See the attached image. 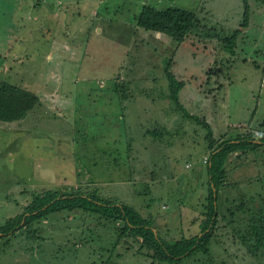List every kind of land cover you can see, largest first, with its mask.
<instances>
[{"label":"rangeland","instance_id":"obj_1","mask_svg":"<svg viewBox=\"0 0 264 264\" xmlns=\"http://www.w3.org/2000/svg\"><path fill=\"white\" fill-rule=\"evenodd\" d=\"M59 1H0V83L40 99L24 120L0 122V226L59 191L127 205L165 240L200 234L207 131L169 100L166 64L216 144L264 135V6L248 1L230 53L242 0ZM145 3L193 11L200 26L177 45L135 25ZM241 156L225 162L207 251L179 264H264V149ZM123 234L121 222L61 212L0 239V264H161Z\"/></svg>","mask_w":264,"mask_h":264},{"label":"trees","instance_id":"obj_2","mask_svg":"<svg viewBox=\"0 0 264 264\" xmlns=\"http://www.w3.org/2000/svg\"><path fill=\"white\" fill-rule=\"evenodd\" d=\"M248 1L242 0V22L224 41V49L230 53L233 52L239 36L248 27L250 19ZM254 1L264 5V0ZM135 25L146 32L168 37L177 45H181L187 41L194 30L199 28L200 20L193 11L180 7H166L161 10L146 4L140 8ZM165 76L168 81L169 100L184 113L185 117L195 120L207 131L205 140L209 151L207 164L208 210L206 218L202 222L203 228L200 234L176 241L165 240L154 231L150 222L127 205L80 193L65 194L59 191H46L33 196L20 214L0 226V239L9 237L51 215L61 212L84 211L113 222H121L123 236L140 239L142 246L152 252L153 260L158 263L179 264L199 252H206L211 243L216 223H218V193L228 186L225 162L233 153L239 152L241 157L249 152L257 154L258 150L264 149V135L256 138L253 134H247L216 144L209 125L198 117L187 114L179 102V93L183 83L174 78L171 72V61L166 64ZM39 101L37 94L5 81L1 82L0 122L12 123L24 120L28 113L39 104ZM259 181L262 182L260 179ZM260 245L264 246V243Z\"/></svg>","mask_w":264,"mask_h":264},{"label":"crops","instance_id":"obj_3","mask_svg":"<svg viewBox=\"0 0 264 264\" xmlns=\"http://www.w3.org/2000/svg\"><path fill=\"white\" fill-rule=\"evenodd\" d=\"M0 1H2V0H0ZM4 1H7V0H4ZM11 1L18 2V1H20V0H9V2H11ZM44 1H45V0H38V2H44ZM57 1H58L57 3L59 4L60 1H59V0H57ZM250 1L253 2L254 0H250ZM253 3H257V2L254 1ZM257 4H260V3H257ZM143 5H146V3L143 4ZM261 5H263V4H261ZM263 6H264V5H263ZM249 9H250V7H249ZM244 32H245V31H244ZM244 32H243V33H244ZM231 155H235V157L240 156V154H239V155H236V153H233V154H231ZM227 159H228V158H227ZM225 167H226V165H225Z\"/></svg>","mask_w":264,"mask_h":264}]
</instances>
